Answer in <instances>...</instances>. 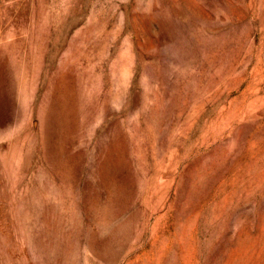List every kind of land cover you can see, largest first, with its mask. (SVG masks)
Masks as SVG:
<instances>
[{"label":"rangeland","instance_id":"obj_1","mask_svg":"<svg viewBox=\"0 0 264 264\" xmlns=\"http://www.w3.org/2000/svg\"><path fill=\"white\" fill-rule=\"evenodd\" d=\"M0 264H264V0H0Z\"/></svg>","mask_w":264,"mask_h":264}]
</instances>
